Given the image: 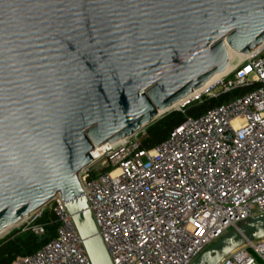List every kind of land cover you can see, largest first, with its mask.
Wrapping results in <instances>:
<instances>
[{
	"label": "water",
	"instance_id": "1",
	"mask_svg": "<svg viewBox=\"0 0 264 264\" xmlns=\"http://www.w3.org/2000/svg\"><path fill=\"white\" fill-rule=\"evenodd\" d=\"M264 41V0H0V232L59 195L90 264H112L79 180L111 147ZM91 151V152H90ZM264 238L242 220L190 264Z\"/></svg>",
	"mask_w": 264,
	"mask_h": 264
},
{
	"label": "built area",
	"instance_id": "2",
	"mask_svg": "<svg viewBox=\"0 0 264 264\" xmlns=\"http://www.w3.org/2000/svg\"><path fill=\"white\" fill-rule=\"evenodd\" d=\"M252 83V91L186 118L152 148L141 147V130L93 147L79 180L112 264H190L230 228L264 214V41L172 111ZM48 205L56 236L12 264H90L61 197ZM219 264H264V238Z\"/></svg>",
	"mask_w": 264,
	"mask_h": 264
},
{
	"label": "trees",
	"instance_id": "3",
	"mask_svg": "<svg viewBox=\"0 0 264 264\" xmlns=\"http://www.w3.org/2000/svg\"><path fill=\"white\" fill-rule=\"evenodd\" d=\"M257 87L256 83L248 86H239L213 98H204L187 105L183 111H169L156 119L144 129L140 135L142 148H152L165 140L171 131L188 117H198L217 105L240 97ZM31 225H40L43 232L34 233L26 229ZM58 221L51 208H45L40 215L23 228L14 229L0 239V264H12L18 257L30 255L51 241L57 233Z\"/></svg>",
	"mask_w": 264,
	"mask_h": 264
},
{
	"label": "bare ground",
	"instance_id": "4",
	"mask_svg": "<svg viewBox=\"0 0 264 264\" xmlns=\"http://www.w3.org/2000/svg\"><path fill=\"white\" fill-rule=\"evenodd\" d=\"M231 51V53L233 54L232 55V57H235V58H237V54L239 53V52H234V51H232V50H230ZM240 54H242L243 55V53H240ZM230 61V63H231V65H232V59H229L228 60V62ZM231 65L223 72V73H221L220 75H217L218 77L219 76H221V75H223L228 69H230V67H231ZM217 78V77H216ZM214 80V79H213ZM206 83V82H205ZM186 98V97H185ZM183 99H181L179 102H176V103H174L173 105H172V109L173 108H175V107H177L178 105H179V103L182 101ZM142 129V128H141ZM140 129V130H141ZM127 137H129V136H127ZM126 138V137H125ZM122 139H124V138H122ZM104 143V142H103ZM109 143V142H108ZM102 144V143H101ZM99 146V145H98ZM30 215V214H29ZM29 215H27V216H25V217H23L19 222H17L16 224H14V225H12V226H10V227H8V228H6V229H4V230H2L1 232H0V237L1 236H3L4 234H6L7 232H9V230L11 229V228H14V227H16V226H18V225H20L22 222H24L26 219H27V217L29 216Z\"/></svg>",
	"mask_w": 264,
	"mask_h": 264
},
{
	"label": "rangeland",
	"instance_id": "5",
	"mask_svg": "<svg viewBox=\"0 0 264 264\" xmlns=\"http://www.w3.org/2000/svg\"><path fill=\"white\" fill-rule=\"evenodd\" d=\"M145 127H146V126H145ZM145 127H143V128L141 129V132L139 133V136L143 134ZM49 202H50V201H49ZM49 202H48V203H49ZM48 203H47L46 205H44L43 207H41L40 209H38V210H36V211L30 213V217H29L28 219H26V220H25L24 222H22L20 225L14 227V228H11V229L9 230V232H7V233L4 234L3 236H1L0 239L4 238V237H5L6 235H8L12 230H14V229H19V228H23L24 226H26V225H28L29 223H31V222L34 220V218H36V216H37L39 213H41V211H42L43 209H45V208H49Z\"/></svg>",
	"mask_w": 264,
	"mask_h": 264
}]
</instances>
